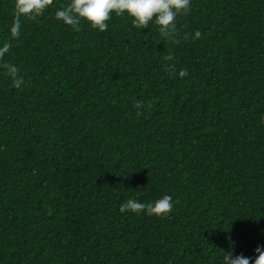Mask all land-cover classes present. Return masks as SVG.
Listing matches in <instances>:
<instances>
[{"label":"trees","instance_id":"1","mask_svg":"<svg viewBox=\"0 0 264 264\" xmlns=\"http://www.w3.org/2000/svg\"><path fill=\"white\" fill-rule=\"evenodd\" d=\"M68 2L22 17L13 39L15 0H0L4 60L25 80L16 89L0 73V264L254 258L264 246V0H191L179 43L127 14L113 13L105 32L86 21L73 31L55 18ZM164 195L166 216L120 211Z\"/></svg>","mask_w":264,"mask_h":264},{"label":"clouds","instance_id":"2","mask_svg":"<svg viewBox=\"0 0 264 264\" xmlns=\"http://www.w3.org/2000/svg\"><path fill=\"white\" fill-rule=\"evenodd\" d=\"M54 0H15V19L10 29L11 37L19 39L21 29V18L36 21L43 16L45 11L53 5ZM191 12V0H69L66 5H62L55 12V18L70 26L73 31H80L81 21H86L93 29L100 32L107 31L108 21L113 13L122 17L125 14L132 17L133 27L146 29L154 22L158 26L161 36L165 40L179 43L177 38V17L188 15ZM201 32L197 30L194 39H199ZM11 43H5L0 47V73L8 77L12 82V87L22 89L25 80L20 75V68L11 62H5V55L11 51ZM174 57L169 54L164 57L165 61H171ZM165 71L170 75H177L175 64H166ZM187 69H180V78L188 76ZM136 115L141 116L143 101H135ZM173 210V198L164 195L162 198L150 202L142 203L135 198H130L121 207V213L131 211L136 214L147 213L152 216H166ZM256 256L245 257L242 253L234 256L232 251H228L223 258V264H264V246H257Z\"/></svg>","mask_w":264,"mask_h":264}]
</instances>
